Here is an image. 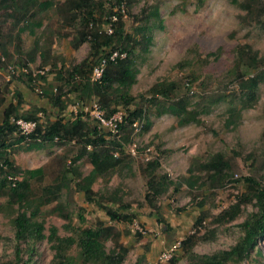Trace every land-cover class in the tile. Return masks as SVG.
Masks as SVG:
<instances>
[{"label": "trees", "instance_id": "trees-1", "mask_svg": "<svg viewBox=\"0 0 264 264\" xmlns=\"http://www.w3.org/2000/svg\"><path fill=\"white\" fill-rule=\"evenodd\" d=\"M131 1L63 0L56 3L54 0H0V69L8 72L10 81L16 83L11 99L0 96V212L8 218L13 232L12 253L0 264H38L40 252L37 245L44 240L52 251L49 264H143L144 256L134 262H125L129 248L120 241L121 231L114 224L98 220L86 225L84 209L78 210V221L74 223L68 202L60 199L61 193L66 197L70 191L82 192L84 200L102 208L109 221L132 223L136 214L127 203L115 208L103 205L105 196L94 190L92 185L113 169L124 165L132 168L134 156L126 153L125 147L131 142L134 122L139 121L143 130L148 131L153 115L169 113L182 126L197 122L201 112H210L211 105L220 102H228L230 116L237 117L257 100L258 88L264 83V53L254 50L249 43L234 48L233 64L227 73V78L235 82L237 88L229 95L220 93L210 98L202 109L190 107L189 100L178 95L179 85L174 80L157 81L145 93L133 95L132 86L139 72L136 50L142 48L146 51L155 28L163 29L164 26L159 0H152L154 3L151 4L146 0L140 12L134 15V20L139 23L132 33L126 32L121 12ZM203 1L197 0L198 4ZM228 1L243 12L239 16L240 25L252 24L264 30V0ZM51 8L64 24L78 27L70 41L73 48L89 43L87 55L79 62L66 68L52 64L54 81H49L45 73L34 75L28 69L29 61H34L36 54L48 60L49 45L38 46L34 42L35 46L27 52L22 50V34H35L43 26L45 13ZM8 19L13 28L10 27L3 39L1 24ZM104 25L111 27L112 31H105ZM10 41L14 43L15 54L8 50ZM115 50L119 54L125 53V56L107 59ZM103 58L107 59L103 75L99 81H92L93 68ZM10 66L12 68L8 70ZM18 67H25L28 71H18ZM33 93L39 101L27 100ZM96 98L106 116L118 111L119 106L124 107L119 124L120 137L110 136L104 129L97 128L91 119H83L80 109L76 114L66 115L70 104L82 105ZM25 103H28L27 108H23ZM39 113L45 117L43 121ZM12 118L34 120L36 130L28 137L21 135L16 132L17 126ZM73 140L78 153L71 161L53 156L47 164L24 169L16 164L12 153V145L16 143L19 149L32 150L68 144ZM83 157L92 165L86 174L78 163ZM160 166L159 157H155L147 159L142 168L146 178L145 199L153 208H156L153 202L156 198L167 193L171 186L173 192H178L182 184L180 179L173 181L167 174L157 175ZM187 172L189 176L183 180L190 188H219L232 180L229 158L221 152L206 160L191 159ZM198 172H204L201 179L196 174ZM244 181L246 191L215 216V222L225 224L237 218L243 205L251 204L253 210L239 223L241 235L237 241L229 249L199 254L194 251L195 245L199 241L213 240L215 229H209L202 235L190 233L179 241L187 264H244L245 261L264 264L260 248V242L264 240V182L255 176L244 177ZM52 202L56 204L48 210L43 209ZM198 203L202 205L203 201ZM47 214H56L65 220V234H60L55 225H51L46 233ZM156 214L157 221L165 227L163 230H169L160 211ZM203 220L204 217L199 216L194 227ZM109 241L111 245L107 246Z\"/></svg>", "mask_w": 264, "mask_h": 264}, {"label": "rangeland", "instance_id": "rangeland-1", "mask_svg": "<svg viewBox=\"0 0 264 264\" xmlns=\"http://www.w3.org/2000/svg\"><path fill=\"white\" fill-rule=\"evenodd\" d=\"M54 1L61 3L63 0ZM148 3L154 2L149 0ZM129 4L121 13L126 32L132 33L139 23L134 20V15L140 12L146 0H132ZM159 7L164 28H155L151 45L146 51L142 48L136 50L135 59L139 72L132 86L133 95L145 93L157 81L174 80L179 85L178 95L186 97L190 107L202 109L210 98L220 93L229 95L237 88L236 83L227 78L236 46L249 43L254 50L264 53V30L252 24L240 25L239 16L243 12L228 0H204L200 4L197 0H159ZM45 17L43 26L35 34H22V50L27 52L35 46L34 42L38 46H44L45 43L49 45L48 60L36 54L34 61H29L28 69L32 72L43 70L47 79L54 81L52 64L57 63L58 67L63 65L66 68L71 63L79 62L87 55L89 43L84 42L78 48H73L70 41L78 27L64 24L52 8L45 13ZM50 23L51 26L47 27ZM1 25L4 39V35L12 27L11 20L8 19ZM108 27L104 25L105 31H108ZM8 50L15 54L13 41L8 43ZM11 68L10 66L8 70ZM21 69L22 67H18V71H22ZM15 85V82L10 81L8 72L0 69V96L11 99ZM27 100L40 99L33 93ZM93 101L99 103L97 98L87 103ZM236 103L239 105L238 101ZM228 104H213L210 112L198 115L197 122L182 126L169 113L153 115L148 131L143 130L139 121L134 122L131 142L125 147L126 153L134 156L132 168L124 165L113 169L98 178L92 188L105 196L103 205L115 208L121 203H127L136 218L132 223L112 222L102 208L86 202L82 192L70 191L66 197L61 196V193L60 199L68 202L73 213V222L78 221V210L84 209L86 225L98 220L114 224L121 231L120 241L129 248L126 263L144 256L143 264H187L179 246L170 256L164 257L163 254L172 242L180 241L193 232L202 235L209 229H215V238L199 241L194 251L209 254L229 249L241 235L239 223L253 207L251 204L243 205L237 218L225 224L215 222V216L235 203L237 196L246 191L244 177L255 176L264 182V83L258 88L256 102L242 110L237 117L230 116ZM27 107L28 103H25L23 108ZM79 107L78 103L70 104L66 115L77 112V109L79 111ZM118 111L122 115L125 109L119 106ZM39 115L43 121L45 117L40 113ZM18 146V143L12 145L13 157L16 164L24 169L47 164L53 156L71 161L78 153L74 140L68 144L47 145L42 149L23 150ZM132 149H135V155L131 153ZM218 152L229 158L232 180L219 188H190L183 177L189 176L187 169L191 159L206 160ZM155 157H159L161 162L157 175L167 174L173 181L180 179L182 184L178 192H173L171 186L167 193L156 198L153 201L156 208H153L145 199L146 178L142 168L147 159ZM78 163L84 174L92 167L86 157ZM203 173L196 174L201 179ZM17 178L21 179V176ZM113 196L116 201L112 199ZM199 201H203V204L199 205ZM55 204L56 202H52L43 209L48 210ZM157 211L165 218L169 230H163L165 227L157 221ZM199 216H203L204 220L194 227ZM64 223L62 217L47 214L46 233L51 225H55L60 234H65ZM12 241L11 225L8 218L0 212V261L9 259ZM110 245L111 242H107V246ZM260 248L264 255V240L260 242ZM37 249L40 252L38 264H49L52 251L46 240L38 243ZM173 257L175 261H171ZM244 264H249V261Z\"/></svg>", "mask_w": 264, "mask_h": 264}, {"label": "built area", "instance_id": "built-area-1", "mask_svg": "<svg viewBox=\"0 0 264 264\" xmlns=\"http://www.w3.org/2000/svg\"><path fill=\"white\" fill-rule=\"evenodd\" d=\"M113 19L115 17L113 16ZM112 31L111 27H108V32L110 33ZM125 53H120L118 51H112L108 58L109 60H114L117 57H124ZM106 58H103L94 68L92 71L91 75V80L92 81H99L103 75L104 72V67L106 64ZM24 72H27V68H22L21 69ZM36 73L44 74L45 71L43 70H35L33 71V74L35 75ZM80 111L83 112V119H91L93 120L97 128L99 129H104L106 132L109 133L110 136H116L120 137L121 131L119 128V124L122 121V116L119 111H116L114 114L111 116H106L104 109L102 108L101 104L97 102H91V103H83L79 107ZM78 112V109H77ZM74 111V114L77 113ZM71 113V112H70ZM11 121L17 126L16 132L20 133L21 135H24L28 137L31 133H33L36 130L37 123L34 120H25L23 118H12ZM131 153L135 155L136 151L135 149L131 150ZM137 156V155H136ZM139 230L141 228L138 226L137 227ZM180 245L179 241H175L169 249L163 254L164 257L170 256L177 246Z\"/></svg>", "mask_w": 264, "mask_h": 264}, {"label": "crops", "instance_id": "crops-1", "mask_svg": "<svg viewBox=\"0 0 264 264\" xmlns=\"http://www.w3.org/2000/svg\"><path fill=\"white\" fill-rule=\"evenodd\" d=\"M30 35V34H29Z\"/></svg>", "mask_w": 264, "mask_h": 264}]
</instances>
